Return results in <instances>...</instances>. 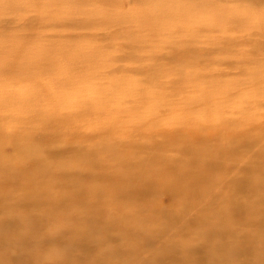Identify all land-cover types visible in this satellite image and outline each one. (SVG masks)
<instances>
[{
    "label": "rangeland",
    "instance_id": "374dc122",
    "mask_svg": "<svg viewBox=\"0 0 264 264\" xmlns=\"http://www.w3.org/2000/svg\"><path fill=\"white\" fill-rule=\"evenodd\" d=\"M196 263L264 264V0H0V264Z\"/></svg>",
    "mask_w": 264,
    "mask_h": 264
},
{
    "label": "bare ground",
    "instance_id": "6f19581e",
    "mask_svg": "<svg viewBox=\"0 0 264 264\" xmlns=\"http://www.w3.org/2000/svg\"><path fill=\"white\" fill-rule=\"evenodd\" d=\"M41 17H42V15H40ZM126 16V15H125ZM120 17H121V15H120ZM131 17V16H130ZM119 18V17H118ZM127 18V17H126ZM125 18V19H126ZM43 19V17L41 18V20ZM120 19L121 18H119V22H122V20L120 21ZM124 19V18H123ZM127 19H129V17L127 18ZM39 20H40V18H39ZM44 20V19H43ZM135 20V19H134ZM116 21H118V20H116ZM131 21H133V20H131ZM130 22V21H129ZM23 124V123H22ZM24 127V129L26 130V128H25V126H23ZM4 128H5V126H4ZM23 129V130H24ZM28 129V128H27ZM27 131V130H26ZM24 134V133H23ZM26 134V133H25ZM31 134L32 133H29V131H27V136H31ZM33 137V136H32ZM31 138V137H30ZM22 139V138H21ZM26 140V139H25ZM25 140H23V141H25ZM28 141V140H27ZM187 173H189V172H185V171H179V175H185V174H187ZM129 191L127 192V193H130L132 190H134V189H128ZM124 192H126V191H124ZM197 264V263H196Z\"/></svg>",
    "mask_w": 264,
    "mask_h": 264
}]
</instances>
